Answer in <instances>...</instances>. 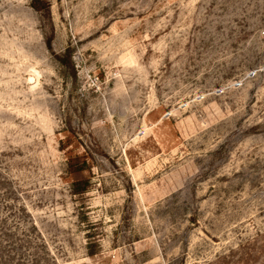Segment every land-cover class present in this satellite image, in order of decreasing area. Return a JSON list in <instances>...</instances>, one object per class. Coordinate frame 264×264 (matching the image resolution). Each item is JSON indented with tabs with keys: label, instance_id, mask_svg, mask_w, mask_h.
Instances as JSON below:
<instances>
[{
	"label": "rangeland",
	"instance_id": "obj_1",
	"mask_svg": "<svg viewBox=\"0 0 264 264\" xmlns=\"http://www.w3.org/2000/svg\"><path fill=\"white\" fill-rule=\"evenodd\" d=\"M0 264H264V0H0Z\"/></svg>",
	"mask_w": 264,
	"mask_h": 264
},
{
	"label": "trees",
	"instance_id": "obj_2",
	"mask_svg": "<svg viewBox=\"0 0 264 264\" xmlns=\"http://www.w3.org/2000/svg\"><path fill=\"white\" fill-rule=\"evenodd\" d=\"M81 165L84 166L85 165V161H82ZM80 168L83 169L84 167H80ZM86 183H87V181H78V182L75 183V185L79 186V185H83V184H86ZM77 190H79V189H77Z\"/></svg>",
	"mask_w": 264,
	"mask_h": 264
}]
</instances>
